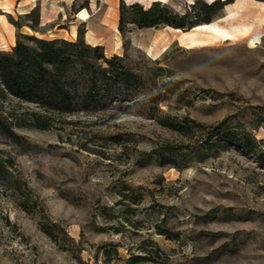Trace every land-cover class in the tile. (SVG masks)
<instances>
[{
    "label": "rangeland",
    "instance_id": "rangeland-1",
    "mask_svg": "<svg viewBox=\"0 0 264 264\" xmlns=\"http://www.w3.org/2000/svg\"><path fill=\"white\" fill-rule=\"evenodd\" d=\"M165 1L193 20L197 0ZM134 2L148 7L146 0H0V50L15 43L10 21L23 24L21 34L49 39L74 40L83 30L107 57L153 72L157 85L146 94L170 83L159 104L164 113L207 125L236 114L264 149V2L234 0L211 22L179 32L138 28L125 13L120 32V4ZM35 6L40 32L23 18ZM80 9L86 20L75 16ZM175 89L191 105L176 104ZM143 98L128 114L55 116L49 130L19 129V143L0 139L28 198L25 212L10 189L0 197L10 221L0 214V264H264V170L232 149L179 169L161 165L152 147L179 138L146 118ZM118 134L112 144L108 138Z\"/></svg>",
    "mask_w": 264,
    "mask_h": 264
},
{
    "label": "trees",
    "instance_id": "trees-1",
    "mask_svg": "<svg viewBox=\"0 0 264 264\" xmlns=\"http://www.w3.org/2000/svg\"><path fill=\"white\" fill-rule=\"evenodd\" d=\"M234 0H213L192 4L197 9L193 20L189 13L177 14L153 2L142 8L138 2L124 6L120 4L118 30L123 32V15L130 13L129 23L138 28L169 26L175 29H190L202 23H209L212 16L222 5ZM264 2V0H257ZM23 18H33L26 24L33 32H40L39 9L37 6L23 14ZM16 28L15 43L9 50H0V139L19 143L22 136L19 129L31 128L49 130L54 127L55 116L128 114L139 105V95H143L141 104L146 106L147 119L155 121L162 128L175 134L179 140H164L155 144L151 154L161 159V165L169 164L181 168L179 163L203 162L207 158L218 157L232 149L249 156L264 170V149L252 132L240 122L236 114H231L214 124H203L187 115L171 116L164 113L159 104L166 101L171 91L170 83H161L154 93L146 89L153 81L151 71L139 69V65H130L124 57H107L100 45H90L84 40L83 30L77 32L74 40L64 38H43L34 34L18 32L23 26L10 21ZM157 71H167L157 66ZM175 103L189 106L182 92L174 90ZM32 106L25 108L24 106ZM112 144L120 141V135L108 138ZM16 194V205L27 212L28 198L22 194L27 183L18 170L15 161L5 156L0 149V197L6 189ZM134 204L139 198L132 200ZM6 224L7 216L0 212ZM56 233L67 236L65 230L54 225ZM41 230L58 243L56 234L41 226ZM69 239V238H68ZM72 242V240L70 239ZM78 251L81 248H77ZM139 263V256H131Z\"/></svg>",
    "mask_w": 264,
    "mask_h": 264
},
{
    "label": "bare ground",
    "instance_id": "bare-ground-1",
    "mask_svg": "<svg viewBox=\"0 0 264 264\" xmlns=\"http://www.w3.org/2000/svg\"><path fill=\"white\" fill-rule=\"evenodd\" d=\"M147 1V5H150L151 3H153V2H166L165 0H146ZM6 12H8V11H6ZM76 17H77V19H79V20H86L87 18H88V14H87V12L85 11V9H80L77 13H76V15H75ZM167 28L168 29H170V30H172V31H174V32H179L181 29H175V28H171V27H169V26H167ZM190 30V29H189ZM188 30V31H189ZM187 31V32H188Z\"/></svg>",
    "mask_w": 264,
    "mask_h": 264
}]
</instances>
